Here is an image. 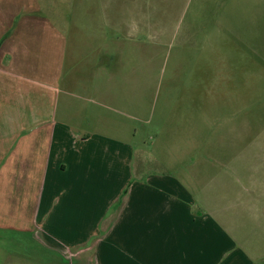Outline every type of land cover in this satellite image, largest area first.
<instances>
[{
	"label": "rangeland",
	"instance_id": "rangeland-1",
	"mask_svg": "<svg viewBox=\"0 0 264 264\" xmlns=\"http://www.w3.org/2000/svg\"><path fill=\"white\" fill-rule=\"evenodd\" d=\"M68 31L77 84L59 105L74 129L107 124L130 142L134 177L154 172L160 156L188 163L177 171L187 170L197 207L221 226L222 248L264 258V0H0V56L14 46L19 68L43 65L49 77L67 49L54 35ZM19 119L2 117L0 127ZM5 236L9 251L32 244Z\"/></svg>",
	"mask_w": 264,
	"mask_h": 264
},
{
	"label": "crops",
	"instance_id": "crops-1",
	"mask_svg": "<svg viewBox=\"0 0 264 264\" xmlns=\"http://www.w3.org/2000/svg\"><path fill=\"white\" fill-rule=\"evenodd\" d=\"M70 32L54 35L57 48L67 49L49 77L43 65L40 73L19 68L14 46L1 55L0 123L20 119L0 127V263L264 264L235 258L230 244L222 248L221 226L197 207L187 170L177 171L188 163L160 156L154 172L134 177L130 142L110 135L107 124L74 129V116L59 105L74 98L77 84L66 63ZM20 44L28 47L23 36ZM46 102L53 104L46 109ZM109 178L117 181L112 187ZM8 233L29 236L32 244L27 249L24 239L9 251Z\"/></svg>",
	"mask_w": 264,
	"mask_h": 264
}]
</instances>
